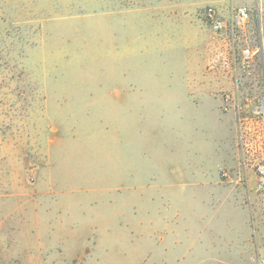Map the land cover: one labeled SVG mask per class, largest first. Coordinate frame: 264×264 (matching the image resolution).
<instances>
[{"label":"rangeland","instance_id":"374dc122","mask_svg":"<svg viewBox=\"0 0 264 264\" xmlns=\"http://www.w3.org/2000/svg\"><path fill=\"white\" fill-rule=\"evenodd\" d=\"M241 5L232 32L206 22ZM208 106L235 119L232 162L196 179ZM240 116L264 156V0H0V264H261Z\"/></svg>","mask_w":264,"mask_h":264},{"label":"crops","instance_id":"0c3cea01","mask_svg":"<svg viewBox=\"0 0 264 264\" xmlns=\"http://www.w3.org/2000/svg\"><path fill=\"white\" fill-rule=\"evenodd\" d=\"M133 98L129 95L126 94V100H132ZM133 111V105H131L130 108ZM204 118H210L211 122L209 125H212L215 133L219 132L216 135H214L211 139L213 140L211 149H208L204 152V155H202L203 151L201 149H198V147L195 145L194 147L191 148V157H190V166H191V172L195 174V178L198 179L199 176L204 177L205 168L204 166L210 165L213 166L214 170H218L220 165H224L225 163L229 162L231 163L232 161V155L231 151L233 150V136L236 131V123L235 119L231 114H222L219 112L218 109H214L212 106H208L204 109ZM199 126V125H198ZM129 126H127L128 128ZM207 127V126H206ZM196 142H198V136L195 138ZM222 143V146H218V143ZM197 144V143H195ZM223 145H226L224 148ZM6 143H5V137L3 130L0 125V149L5 148ZM200 151V152H199ZM130 160H128V167H127V178L130 176L132 177L134 173L132 171V168H130ZM165 160H160L159 163H164ZM167 164L169 165H174L175 167L171 170L173 175H176L179 171L176 166L180 163V161H176L174 157H170L168 161H166ZM249 182L251 181L255 187V181H256V175H249ZM238 182V181H236ZM250 182V183H251ZM239 183V182H238ZM241 184V183H240ZM244 231L245 234L242 235L241 237V242H245L246 240L249 239V236L252 237V234L250 233L251 225L249 220L244 223ZM250 234V235H249Z\"/></svg>","mask_w":264,"mask_h":264},{"label":"built area","instance_id":"2783aa9c","mask_svg":"<svg viewBox=\"0 0 264 264\" xmlns=\"http://www.w3.org/2000/svg\"><path fill=\"white\" fill-rule=\"evenodd\" d=\"M249 16L248 8L244 5L237 6L234 10V15L231 19L225 17L214 6H208L205 9V19L210 28L216 33L232 32L236 26L241 27ZM253 51L250 48L243 49V57L249 59L253 56ZM222 66L231 73L234 82L238 83V77L235 75V68L229 59H224ZM239 130L241 132L239 138V145L242 152L240 164L244 167H252L256 175L255 190L258 193L264 194V156H255L256 150L253 151L252 141H250L246 134L249 131L248 125L244 122L243 117H239ZM264 138V135L263 137ZM227 172H223V176H227ZM264 241V232L261 234ZM264 264V260L261 261Z\"/></svg>","mask_w":264,"mask_h":264}]
</instances>
